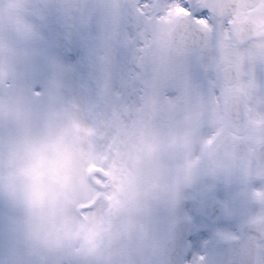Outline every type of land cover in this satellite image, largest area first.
Returning <instances> with one entry per match:
<instances>
[{"label": "rangeland", "instance_id": "rangeland-1", "mask_svg": "<svg viewBox=\"0 0 264 264\" xmlns=\"http://www.w3.org/2000/svg\"><path fill=\"white\" fill-rule=\"evenodd\" d=\"M144 2L0 0V264H169L182 220L197 225L183 264H212L251 218L200 217L216 194L198 161L210 121L175 80L192 57L167 48L181 10L150 23L144 48L131 8Z\"/></svg>", "mask_w": 264, "mask_h": 264}, {"label": "snow or ice", "instance_id": "snow-or-ice-1", "mask_svg": "<svg viewBox=\"0 0 264 264\" xmlns=\"http://www.w3.org/2000/svg\"><path fill=\"white\" fill-rule=\"evenodd\" d=\"M218 2L226 5L222 13ZM131 8L144 26V48L152 39L150 23L182 10L172 60L194 56L211 74L208 97L184 92L188 102L195 98L203 106L205 122L224 118V134L232 138L254 120L264 127V0H145ZM258 152L264 159V146ZM258 247L264 249V241Z\"/></svg>", "mask_w": 264, "mask_h": 264}, {"label": "flooded vegetation", "instance_id": "flooded-vegetation-1", "mask_svg": "<svg viewBox=\"0 0 264 264\" xmlns=\"http://www.w3.org/2000/svg\"><path fill=\"white\" fill-rule=\"evenodd\" d=\"M260 30L264 31V23ZM189 65L181 72L187 84L192 88V94L202 93L208 97L212 91L209 78L210 73L199 70L194 58L188 60ZM185 67V66H184ZM186 100V99H185ZM191 110L201 105L195 98L188 102ZM202 106V105H201ZM219 121H228L222 117H215ZM225 128L215 129L213 149L209 151L206 165L210 175V185L215 180L216 187L210 191H229L226 196L231 202L229 212L236 216L243 212V208L254 204L258 213L264 214V165L257 158V151L264 145V127L259 119L244 125L238 137L232 138L224 134ZM215 195L207 198L215 199Z\"/></svg>", "mask_w": 264, "mask_h": 264}, {"label": "water", "instance_id": "water-1", "mask_svg": "<svg viewBox=\"0 0 264 264\" xmlns=\"http://www.w3.org/2000/svg\"><path fill=\"white\" fill-rule=\"evenodd\" d=\"M218 8L222 12L226 9V5L222 2H218ZM179 22L176 28L173 30L171 40H170V49L172 51H177L173 45L174 37L179 39L177 35V28L180 25ZM202 208H205V204L202 205ZM211 212L209 210L205 211L204 209V217L209 218ZM194 231V226L188 222H180L176 224L172 229V238L168 241L165 254L167 259L171 262V264H181V248L184 238ZM243 234V238L234 243L228 244H220L216 248L215 256H214V264H226L230 262H239L240 264H252L255 256V245L254 242L258 238H262L264 236V227L262 228H246Z\"/></svg>", "mask_w": 264, "mask_h": 264}]
</instances>
